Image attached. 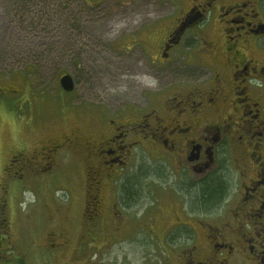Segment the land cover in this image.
Segmentation results:
<instances>
[{"label":"rangeland","instance_id":"rangeland-1","mask_svg":"<svg viewBox=\"0 0 264 264\" xmlns=\"http://www.w3.org/2000/svg\"><path fill=\"white\" fill-rule=\"evenodd\" d=\"M53 4L43 31L41 26L40 32L24 31L0 0V52L14 46L6 61L0 58V264H184V234H166L182 212L171 196L160 199L159 155L135 149L123 172L135 184L145 182L143 199L132 217L121 210L123 221L114 234H94L83 203L86 170L95 161L76 160L66 150L56 157L61 168L42 176L47 154L23 169L17 152L26 147L31 153L47 138L83 126L94 134L99 117L146 108L148 98L161 94L163 83L183 69L184 57L180 67L160 62L158 46L187 0ZM34 45L52 55L32 67L24 58ZM65 74L77 82L69 98L60 85ZM38 164L40 171L32 169ZM143 172L148 173L142 178Z\"/></svg>","mask_w":264,"mask_h":264},{"label":"flooded vegetation","instance_id":"flooded-vegetation-1","mask_svg":"<svg viewBox=\"0 0 264 264\" xmlns=\"http://www.w3.org/2000/svg\"><path fill=\"white\" fill-rule=\"evenodd\" d=\"M158 50L183 71L146 108L99 117L94 134L83 126L31 153L20 147L18 160L27 169L47 154L42 176L61 168L66 150L95 161L85 169L83 215L94 234H114L121 210L132 217L145 190L128 188L123 171L136 148H148L161 157L160 199L181 208L166 234H184L183 263L264 264V0H187Z\"/></svg>","mask_w":264,"mask_h":264},{"label":"trees","instance_id":"trees-1","mask_svg":"<svg viewBox=\"0 0 264 264\" xmlns=\"http://www.w3.org/2000/svg\"><path fill=\"white\" fill-rule=\"evenodd\" d=\"M67 1L68 0H60V6L64 8L63 6L66 5ZM50 2L51 0H6L7 12L13 14L15 18H18V22L20 26L23 27L24 31L29 29L38 31L40 26V31H43L46 22L49 20V10H54L55 8V4L52 6L50 5ZM43 46L45 47L46 45ZM7 48L8 50L6 49V51L4 50L0 52V58L5 61L14 51L13 44H8ZM37 49L39 51H37ZM41 49L40 46L35 45L34 48L29 47L27 50V55L29 56L27 57L24 55V61H30L28 62L29 66L35 67L37 64L44 62L50 55H52L47 47L44 50ZM133 183L134 182L129 180L127 182V187L133 188Z\"/></svg>","mask_w":264,"mask_h":264},{"label":"water","instance_id":"water-1","mask_svg":"<svg viewBox=\"0 0 264 264\" xmlns=\"http://www.w3.org/2000/svg\"><path fill=\"white\" fill-rule=\"evenodd\" d=\"M60 85L65 92H71L75 87L73 78L69 74H65L60 78Z\"/></svg>","mask_w":264,"mask_h":264},{"label":"bare ground","instance_id":"bare-ground-1","mask_svg":"<svg viewBox=\"0 0 264 264\" xmlns=\"http://www.w3.org/2000/svg\"><path fill=\"white\" fill-rule=\"evenodd\" d=\"M138 72H140V71H138Z\"/></svg>","mask_w":264,"mask_h":264}]
</instances>
